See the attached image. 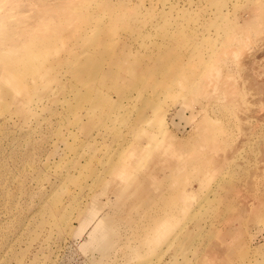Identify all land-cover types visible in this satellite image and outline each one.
<instances>
[{
    "label": "rangeland",
    "instance_id": "rangeland-1",
    "mask_svg": "<svg viewBox=\"0 0 264 264\" xmlns=\"http://www.w3.org/2000/svg\"><path fill=\"white\" fill-rule=\"evenodd\" d=\"M0 264H264V0H0Z\"/></svg>",
    "mask_w": 264,
    "mask_h": 264
}]
</instances>
